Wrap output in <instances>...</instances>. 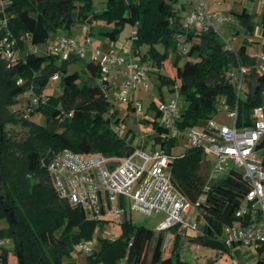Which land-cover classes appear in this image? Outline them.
Listing matches in <instances>:
<instances>
[{
  "label": "trees",
  "instance_id": "1",
  "mask_svg": "<svg viewBox=\"0 0 264 264\" xmlns=\"http://www.w3.org/2000/svg\"><path fill=\"white\" fill-rule=\"evenodd\" d=\"M186 5L187 0H106L104 8L97 11L92 0H0V17L3 12L8 15L11 34L16 38L26 34L28 39L27 49L21 47L22 41L19 43L22 55L16 62L8 65L0 58V90L4 95L0 101V167L8 206L17 222L24 264H63L62 257L70 255L74 244L89 241L95 229L104 226L103 221L88 220L79 207L58 197L46 170L50 158L65 149L105 156H127L133 151L131 144L111 125L125 124L127 111H134L132 102L126 104V111L121 115L116 104L107 100L98 82V63L85 61L79 69L68 73L67 63L83 58L71 54L68 59L59 60L49 51H42L49 39L52 41L62 31L85 24L91 36L115 44L121 29L130 25L137 38L124 47L125 51L134 60L155 66L158 71L166 63L171 67V72L159 71L158 76L161 84L176 83L177 92L186 101V106L178 109L176 116L180 129L202 125L218 111L222 99L231 108L237 101V125H250L252 109L264 106L261 96L264 75L256 72L254 59L246 52L250 43L243 42L233 53L224 49L223 42L213 31L184 27ZM231 13L245 33L253 34L256 23L245 8ZM260 24L264 26V19ZM238 32L235 30V34ZM3 36L0 29V40ZM181 40L186 50L181 49ZM56 60L61 62L59 67L54 64ZM237 63L251 67L244 78L247 86L244 97L236 95L225 74L230 65ZM61 73V93L57 97L45 94L48 79L54 74L60 77ZM26 92L43 96V99L34 106L30 96L23 107L15 108L19 97ZM38 111L47 118L45 126L29 120ZM159 115L156 106L153 119H135L144 130L138 146L164 148L173 156L169 175L191 202H199L196 219L201 221L200 230L178 232L177 226L172 228L174 245L166 255V250L161 248L163 232L155 235L152 229L136 226L127 218L121 223L118 238L97 237L98 247H92V251L85 254V264H190L180 258L181 236L191 243L222 252L236 245L227 246L223 237L225 229L236 220L235 212L249 189L242 173L233 169L224 176L210 179L209 159L200 148L188 147L174 154L177 139L168 138L167 131L158 123ZM61 120L68 123L64 130L57 131L55 128ZM15 124L27 127L26 137H17L6 130ZM10 148L22 153V161L15 170L12 163L7 162ZM261 156L264 159V150ZM36 177L39 181L34 180ZM31 179L35 181L33 185H30ZM0 217L6 218L1 203ZM59 229L61 235L55 238ZM7 233L13 240L10 226ZM13 243L15 252L14 240ZM255 248L258 254L255 264H264V245ZM48 250H51L50 256ZM8 253L9 249L0 247L3 264H10Z\"/></svg>",
  "mask_w": 264,
  "mask_h": 264
},
{
  "label": "built area",
  "instance_id": "2",
  "mask_svg": "<svg viewBox=\"0 0 264 264\" xmlns=\"http://www.w3.org/2000/svg\"><path fill=\"white\" fill-rule=\"evenodd\" d=\"M222 1L224 0H196L190 10L184 11L183 23L188 29L213 31L223 42L224 49L235 53L233 45L219 29L225 27L231 34L236 35L232 27V15L223 14L216 8ZM259 2L264 7V0ZM80 27L85 34L82 44H78L71 35H59L48 43V51L59 60H66L71 54L84 58L86 48L91 43V35L89 26L84 24ZM0 29L4 32L0 40V58L10 65L21 57L22 52L16 38L8 29V15L4 12L0 17ZM252 35L256 38L264 37V26H256ZM136 38V31L132 29L128 46ZM249 43L260 41L252 40ZM110 45L106 51L94 52V59L100 68L98 82L108 101L113 104H127L131 101L134 112L138 115L143 111V105L135 92L149 89L145 78L150 71V65L134 60L126 51L124 54L122 48L120 49L123 53L114 50L115 44ZM179 45L182 50H186L183 40ZM32 50L37 52L38 49L33 47ZM249 55L254 59L253 67L256 72L264 75V48L258 54ZM250 68L249 65L237 63L230 65L225 72L237 96ZM118 75L121 76V83L117 86L110 85L108 78ZM52 78H58V75L54 74ZM39 99H43V96L31 93L32 105H37ZM26 109L30 111V108ZM157 109L160 113L158 123L167 131L169 139L185 137L189 147L200 148L206 157L214 155L216 160L213 168H210V179L216 178L215 174L221 176L224 171L235 169L227 166V161L231 160L236 168H240L237 170L248 184L245 198L235 212L236 220L225 229L223 242L227 246L235 243L252 247L264 245V159L261 156V151L264 150V106L259 105L252 109L250 125H237V101L231 108L222 99L217 112L224 111L232 118L231 125L222 123L213 116L202 125L185 129L176 125L178 107L174 99L161 101ZM68 114L71 115V112ZM111 125L115 132L120 128L117 124ZM140 137L142 139L143 134ZM125 140L131 144L126 138ZM172 158L170 153L160 147L136 146L127 156L76 153L65 149L50 158L46 170L58 197L79 207L88 220H100L104 225L109 220L121 224L128 218L127 207L147 214L163 213L165 218L157 231L164 233L161 248L166 250L172 241L171 231L175 226L178 232H198L201 227L196 217L194 219L191 215L192 211L197 215L199 202H191L176 187L169 175ZM76 248L83 254L92 251L87 242L77 244ZM0 264H3L1 260Z\"/></svg>",
  "mask_w": 264,
  "mask_h": 264
},
{
  "label": "rangeland",
  "instance_id": "3",
  "mask_svg": "<svg viewBox=\"0 0 264 264\" xmlns=\"http://www.w3.org/2000/svg\"><path fill=\"white\" fill-rule=\"evenodd\" d=\"M106 0H92L93 6L96 8L97 11H101L105 6ZM196 4V0H187V5L185 7V11L190 10L194 5ZM215 7H213L214 9ZM217 10L222 12L223 14H229L234 16L231 11H241L243 8L247 10V12L251 16V20L256 23V26H260L262 19H264V7L260 6L259 0H224L219 5L216 6ZM232 27L235 30H239L238 34L233 35L231 34V31L226 29L225 27H220V31L223 33V35L231 42L233 45V48L235 50H238L239 47L245 43H249V41L252 40H259L260 43H253L249 44L247 46V53L254 55L258 54L262 48H264V37L256 38L254 35L245 33L243 26L240 22H238L237 19L233 18L232 21ZM131 33V27L130 25H125L120 33L118 34V38L115 41L117 44V47L114 50L121 51L120 47L127 46L129 44L128 37ZM63 34H70L72 37L75 38L78 44H82L84 42V32L81 30V27L79 25H76L72 27L69 31L64 30L60 33V35ZM16 38V37H15ZM17 44L19 46V43L22 41L23 45L21 47H24L23 49H27L28 46V39L26 34L21 35L19 38H16ZM51 40L49 39L47 44L50 43ZM113 47L112 45H110ZM109 46V47H110ZM48 46H43L41 49L42 51L48 52ZM107 46V40L106 39H98L93 36H91V43L87 46L85 51V56L83 60H79L76 62H69L67 63L68 66V73H72L75 69H79L85 61H90L94 59V52L95 50H102L106 51L108 48ZM124 48V54H126ZM41 51V52H42ZM122 52V51H121ZM123 53V52H122ZM55 66L59 67L61 65V62L59 60L55 61ZM170 68V69H169ZM160 73H168L171 72V67L168 63H166L162 68L159 70ZM158 68L155 66H150V71L146 74L145 80L149 84V89L147 91H136L135 96L139 98V101L143 105V111L136 115V113L132 110L127 111V115L125 117V124L122 125L120 128H118L117 133L122 135L124 138H126L128 141L131 142V145L133 147H136L140 145L142 139L140 135H142L141 127L135 122L136 117H146L149 119H153L155 112H156V106L161 101H168L170 99H174L176 101L178 109L184 108L186 106V101L184 100L183 96L180 95L176 89H174L175 84L167 85V84H161V81L158 76ZM62 75L60 74V77L58 78H50L48 79L46 86H45V94L57 97L61 91H62ZM108 82L112 86H117L121 83V76L118 75L117 77H109ZM178 82V81H177ZM160 89V90H159ZM247 90V86L245 81L243 82L242 90L240 91V96L244 97L245 92ZM112 88V92H113ZM30 93L26 92L25 95H21L19 97V101L17 104H15V108H18L19 106H22L28 101L30 98ZM262 99H264V91H262ZM4 98L3 92L0 90V101ZM153 105L151 106L150 104ZM116 107L119 110V113L121 115H124L126 111V104L122 102H117ZM105 116H107L105 114ZM215 118L219 120L222 123H226L228 125L232 124V118L228 117L227 114L224 111L216 112L214 114ZM30 121L39 123L41 125L47 124V118L44 113L41 111L34 112L30 117ZM68 120H61L59 121V126L55 129L57 131H62L66 127V123ZM9 133L12 135H15L17 137H26L27 135V127H21L19 124H15L13 127L6 129ZM129 130V131H128ZM189 147L186 138L180 137L177 140V146L174 149L173 153L178 154L180 152L185 151ZM7 162L12 163L13 170L18 168L20 165V162L22 161L21 156L22 153L20 150L16 148H10L7 154ZM209 159V167L212 169L213 164L216 160L214 155L208 156ZM228 167H234L236 170L240 168H236V165L233 163V161L229 160L227 161ZM227 172L221 173V176L226 175ZM29 175V174H28ZM214 177H218L216 174ZM35 181H39V178L36 177L34 179ZM34 180H30V185H33L35 182ZM25 205V203H24ZM127 214L128 219H130L133 224L136 226H145L147 228H150L153 230L155 235L158 233L157 227L159 224L164 220L165 216L163 213L159 214H147L144 212H141L139 210H130L127 207ZM192 217L195 219L196 214L194 211L191 213ZM201 226V221H200ZM9 229V224L5 217H0V231L2 232V236L0 237L1 245L0 247L4 249H9L8 253V261L10 264H16L17 258L15 256L14 252V243L11 238V236L8 235L7 231ZM61 230H57L55 232V238H58L61 235ZM224 234H226V231H224ZM121 235V224L117 223L115 221L109 220L103 227H97L94 231V234L92 238L89 241H83L89 243V245L93 248L98 247V240L97 237L106 238V239H115L118 238ZM82 242V241H81ZM174 242L171 241L168 244V247L166 249L165 254H170L171 249L173 248ZM77 244L73 245V249L70 252L69 256L62 257V263L63 264H85L84 256L85 254L80 253L77 251L76 248ZM52 250V248H51ZM51 250H48V255H51ZM179 253L180 258L182 260L188 261L190 264H230L231 259L225 253L221 257L216 256V249L214 248H208L204 246H198L197 244L189 242V240L185 236H181L180 239V247H179Z\"/></svg>",
  "mask_w": 264,
  "mask_h": 264
},
{
  "label": "water",
  "instance_id": "4",
  "mask_svg": "<svg viewBox=\"0 0 264 264\" xmlns=\"http://www.w3.org/2000/svg\"><path fill=\"white\" fill-rule=\"evenodd\" d=\"M0 203L3 205V209L6 215V219L11 228L13 240L15 242V252L18 264H24L23 255H22V245L20 242V236L17 228V222L12 209L8 206V196L6 190V183L3 178V174L0 167Z\"/></svg>",
  "mask_w": 264,
  "mask_h": 264
},
{
  "label": "crops",
  "instance_id": "5",
  "mask_svg": "<svg viewBox=\"0 0 264 264\" xmlns=\"http://www.w3.org/2000/svg\"><path fill=\"white\" fill-rule=\"evenodd\" d=\"M223 2V1H222ZM111 43L107 40V46L109 47ZM115 47L117 44L115 43ZM124 50V46L121 47ZM123 52V51H122ZM200 246V245H198ZM216 256L221 257L225 253L230 257V264H255L258 258V254L255 247L252 246H244L240 244L234 245L228 252H222L220 250H216Z\"/></svg>",
  "mask_w": 264,
  "mask_h": 264
}]
</instances>
